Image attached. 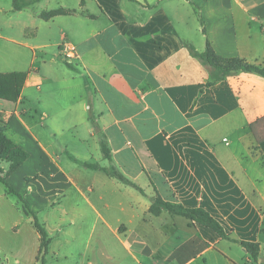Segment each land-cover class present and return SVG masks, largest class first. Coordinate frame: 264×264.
<instances>
[{
  "label": "crops",
  "instance_id": "obj_1",
  "mask_svg": "<svg viewBox=\"0 0 264 264\" xmlns=\"http://www.w3.org/2000/svg\"><path fill=\"white\" fill-rule=\"evenodd\" d=\"M195 3L199 14L186 0L13 9L19 24L0 34V74L24 80L15 100L0 98V128L28 158L12 173L0 160V177L46 230V264L67 259L75 237L64 227L76 224L97 231L99 254L114 264H264V78L215 80L195 55L208 41L219 58L264 66V0ZM63 37L76 48L71 61ZM87 164L114 167L142 193ZM3 188L0 264L21 258L23 235L22 205ZM157 197L204 210L230 239L165 209L152 215ZM237 242L257 243V259Z\"/></svg>",
  "mask_w": 264,
  "mask_h": 264
},
{
  "label": "trees",
  "instance_id": "obj_2",
  "mask_svg": "<svg viewBox=\"0 0 264 264\" xmlns=\"http://www.w3.org/2000/svg\"><path fill=\"white\" fill-rule=\"evenodd\" d=\"M34 0H13V9L22 10L23 8L30 5ZM191 5L194 6L195 10L199 14V7L195 3V0H186ZM200 17V16H199ZM203 25V21L201 20ZM203 33L205 34V29L203 28ZM199 60L209 66L213 70L215 75V80H220L228 75L237 72L254 73L264 78V66L262 65H252L241 59H222L215 55L209 42H206L205 51L203 53H195ZM24 76L21 74L17 75H5L0 74V98L15 100L19 94V88L22 85ZM259 124L264 125V118L261 119ZM251 130L254 132V126H251ZM101 152L103 157L110 161V151L108 149L107 143L102 140L100 143ZM28 158V154L16 146L13 142L7 139L4 135V131L0 128V160H5L9 162L8 173H12L16 170L23 162ZM90 169H96L103 171L105 174L114 178L122 183L131 185L135 187L139 192L142 190L137 188L133 183H131L122 173L117 171L114 167L110 166L108 168H101L96 164H87ZM0 184H2L9 195L15 196L17 200L21 203L22 208L26 215L31 218L32 225L39 235V261L40 264H45V258L47 256L48 247L50 244V238L44 229V227L39 223L37 216L29 208L28 204L22 199V197L8 185V183L0 177ZM165 209L171 214L179 215L187 219L191 224L196 223L201 226L207 227L215 232L221 239L229 240L221 225L213 219L207 212L202 209H187L181 205L171 204L169 202H164L160 198H155L152 205L149 208V212L152 215H159ZM245 251L249 254L250 258L256 260L259 255V245L257 243L250 242H237Z\"/></svg>",
  "mask_w": 264,
  "mask_h": 264
},
{
  "label": "rangeland",
  "instance_id": "obj_3",
  "mask_svg": "<svg viewBox=\"0 0 264 264\" xmlns=\"http://www.w3.org/2000/svg\"><path fill=\"white\" fill-rule=\"evenodd\" d=\"M18 24L19 20L13 11V0H0V34H12L15 31L13 28H16ZM0 189H4L2 184H0ZM17 206L20 207L21 203L18 202ZM21 216L23 222L21 258H17L15 261L8 260L6 264H30L34 256L35 238L33 232H35V229L32 225L31 218L25 214L23 209ZM64 230H71L75 239L71 240L72 242L70 244L64 246L63 253H66L67 259L60 258L59 261L54 264H81L87 259H95L97 264H114V262L108 257L106 258L99 254V246L98 242L96 241L97 231H94L90 225L76 224L72 227L65 226ZM55 246L56 245L54 244L53 247L55 248ZM60 247H62V245L56 248L62 249ZM109 249H114V246L109 244ZM123 256V254H120L121 262L127 263L128 259H125ZM39 260V254H37L38 264H40ZM46 262L47 256L45 258V264Z\"/></svg>",
  "mask_w": 264,
  "mask_h": 264
},
{
  "label": "built area",
  "instance_id": "obj_4",
  "mask_svg": "<svg viewBox=\"0 0 264 264\" xmlns=\"http://www.w3.org/2000/svg\"><path fill=\"white\" fill-rule=\"evenodd\" d=\"M60 50H61V56L64 60L66 61H71L75 58H77V51L75 46H73L72 44H70L64 37L63 40L60 44ZM41 174L45 175V176H50L52 178H58L61 173L59 172H47V171H43L41 172Z\"/></svg>",
  "mask_w": 264,
  "mask_h": 264
}]
</instances>
